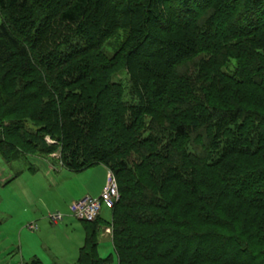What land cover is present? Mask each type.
<instances>
[{
  "label": "trees",
  "instance_id": "obj_1",
  "mask_svg": "<svg viewBox=\"0 0 264 264\" xmlns=\"http://www.w3.org/2000/svg\"><path fill=\"white\" fill-rule=\"evenodd\" d=\"M60 1L0 0L3 19L0 71L7 70L0 78V91L5 97L3 106L9 111L8 117L19 116L17 120H10L8 126L0 125L6 134L0 136V153L9 149L14 152L13 159H17L27 152L20 145L25 142L35 152L44 153V146L50 153L59 151L61 165L73 174L98 165L113 170L121 198L115 208L109 210L112 222L108 225L112 229L118 264H264V251L253 254L245 244H229L231 236L186 231L187 224L191 223L187 219L188 211L184 220L173 214L176 202L164 199L163 187L167 184L160 186L158 196L151 191L144 198H128L144 190L140 182L131 179L135 172L126 162L128 148L136 150L137 146L165 140L161 152H155L153 157L169 160L173 153L172 138H195L211 131V136L217 140L221 133L225 134L224 126L229 125L231 133L237 134L232 125L238 124L242 129L247 117H255L240 104L220 113L215 105L204 101V91L198 88H190L179 98H170L165 92L169 85L168 72L179 63V60L175 62L179 54L183 55L181 63L203 51L214 57L217 48H231V42L237 38L259 39L264 35V0H139L138 5H134V0H69L62 6ZM120 17L129 20L125 27L132 31L130 43L114 57L102 55L103 61H93L94 54L119 27ZM226 24L229 27L225 38L230 44L225 46V41H220V46L213 45L210 42L213 31L222 32ZM259 43L257 48L239 53L235 48L227 50L230 61L241 58L247 64L239 66L234 74L216 70L208 93L248 83L264 91V39ZM123 59L140 100L136 105L124 102L122 85L111 79L112 71ZM7 75L16 78L9 96L6 95ZM199 76L198 80L209 81ZM96 79H100L99 84H94ZM222 81L226 82L225 87L220 84ZM195 85L198 87L197 83ZM163 97L167 98L162 102ZM38 100L44 102L41 108L34 106ZM171 108L185 111L189 116L184 114L175 120L170 114L168 119L173 121L159 127L158 113L164 116ZM199 109L202 110L200 115ZM25 112L29 117H23ZM149 116L152 118L146 120ZM22 120L31 121V125H18ZM220 122H224L223 125ZM141 126L144 127L142 135L131 138ZM252 127L253 131L262 130V147L264 119L258 118ZM152 130L159 131L160 135L154 136ZM146 132H149L147 136ZM166 133L170 136L168 139ZM48 138L52 141H47ZM225 139L235 145L243 140L230 136ZM207 142L210 144L209 140ZM242 150L248 148H240L239 153H243ZM218 161L222 172L229 174L235 170L232 160L220 158ZM177 171L183 173L179 168ZM146 175L147 171L143 173ZM174 179L181 182L178 177ZM262 180L264 177L259 181ZM140 209L144 211H138ZM131 210L134 211L130 213ZM190 215L191 212L188 217ZM209 217V214L202 215L206 222H210ZM100 224L101 216L95 223L87 224L95 228L90 235L87 227L79 264L108 263L97 253ZM88 247H91L90 252Z\"/></svg>",
  "mask_w": 264,
  "mask_h": 264
},
{
  "label": "rangeland",
  "instance_id": "obj_2",
  "mask_svg": "<svg viewBox=\"0 0 264 264\" xmlns=\"http://www.w3.org/2000/svg\"><path fill=\"white\" fill-rule=\"evenodd\" d=\"M60 2L59 4L62 6L69 0ZM134 3V5H138L140 1L134 0ZM116 17H119V14ZM118 20L120 21L119 27L104 41L99 52L96 51L93 61L98 63L103 61L104 57H114L130 43L132 31L125 27L129 20L121 17ZM2 22L0 14V25ZM228 27L227 25L225 29H222V32L220 29L214 30L210 42L213 45H219L220 41H225V46L230 44L229 40L225 38ZM261 38L264 39V35H261L259 39L255 37L237 38L231 42V48L222 46L218 49L217 46L214 57H210L207 51H203L181 63L183 55L179 54L178 59L175 60V62L179 60V63H176L174 68L168 72L169 85L165 92L166 96L179 98L191 90L190 88L192 90L198 88L199 91H204L202 93L204 101L209 105H215L220 113L224 109L240 104L255 116L251 119L246 116L245 127L241 129L238 124L232 125L237 130V134H232L228 128L229 125H226L222 129L225 134L221 133L217 140L211 136V131L205 135L204 133L199 134L195 138L178 139L174 137L172 138L173 153L169 160L164 157H153L155 152H161L165 140H161L158 144L149 142L137 146L136 150L128 148L129 156L126 161L131 170L135 172V174L132 173L131 179L134 182H140L141 188L144 190H139L128 198H144L151 191L156 194L155 196H158L160 195L158 190L160 186L163 187V183L167 184L166 188L163 187L164 199L169 203L176 202L173 214L180 215L181 220H184L185 212L188 211L187 219L191 223L187 224L186 231H193L201 235L211 233L231 236L233 239L230 238L229 244L233 245L237 242L245 244L249 246V251L251 250L253 254L264 251V208L257 207V205L264 206V180H262L263 182L259 181L264 177V145L261 147L263 144L260 137L262 130L261 132L252 130L254 121H257L258 118L264 119V91L248 82L249 85L233 84L227 87L228 90L215 89L210 90L211 93H208V86L212 82L211 79L216 70H227L234 74L238 71L239 66L247 64V61L241 58L230 61L227 57V50L235 48L239 53L241 50L257 48L260 46L258 44H260ZM124 65L123 59L120 66L112 71L111 79L122 85L124 102L136 105L140 100L134 92L131 76ZM6 73V69H1L0 78L2 74ZM183 73L185 77H183ZM199 75H203L209 81L198 80ZM7 77L9 80L6 95L9 96L14 90L13 85L16 78L10 75ZM190 79L196 81L198 87ZM93 82L99 84L100 79ZM224 83L226 82H220L223 86ZM153 85L154 83L151 84V86ZM3 96L0 91V125L8 126L10 120H17L19 116L8 117L9 111L7 112L3 106V98H5ZM165 99L163 97L162 102ZM154 102L156 101L154 100L153 104ZM43 103L38 100L35 101L34 106L41 108ZM172 109L167 110L168 112L164 116L158 113L161 117H159L161 122L159 127L162 126L161 124L166 126L173 121V119H168L170 114L175 120L178 119V116L183 117L184 114L189 116L185 111L181 112L177 108ZM197 113L198 115L202 114V110L199 109ZM26 116L29 117L27 112L23 117ZM150 117L152 118L149 116L146 120H150ZM30 122L22 120L17 124L22 126L25 124L29 127ZM223 123L220 122V125ZM143 129L142 126L138 127L131 138H139L144 132ZM0 131L1 137L6 135L3 128L0 127ZM152 132L154 136L160 135L159 131L152 130ZM148 134L149 132H146L145 136ZM165 135L166 139L170 137L167 136V133ZM227 136L228 138L230 136L231 139L237 137L243 140L235 145L231 141L230 143L226 141ZM46 140L52 141L50 138ZM208 140L210 144H208ZM38 144L43 147L41 142ZM20 145L27 152L21 153L17 159H13L14 152L9 149L0 153V264H79L81 250L85 247L87 238V227L90 230V235L95 227L88 226L87 223L74 218L71 215L70 207L74 202L80 200H75V197L83 192L89 193L92 198H98L101 195L98 193L106 176L102 171L104 167L95 166L81 174L73 175L61 165L59 151L50 153L44 146L45 152L41 153L30 149L25 142ZM244 147H247L248 150L244 152L242 150L243 153H239L240 148ZM146 153L149 155L144 156ZM220 158L232 160L235 170L229 174L222 172L217 165ZM177 168L183 173L177 171ZM145 171H147V175L143 176ZM111 172L115 175L113 170ZM175 177L180 178L181 182H177ZM116 179L118 182L117 177ZM240 189L241 191H239ZM125 211L123 210V216H126ZM133 211L131 210L130 213ZM138 211L143 212L144 209ZM190 212L195 217L193 220L191 215L188 217ZM57 214L63 218L55 224L50 217ZM205 214L210 215V222H206L202 218V215L205 216ZM212 221L213 223H211ZM111 222L112 213L104 209L96 237L97 253L100 259L108 260L106 264H118L112 244V229L111 233L106 232L107 228H111L108 225ZM185 229L184 232H186ZM87 250L90 252L91 247H88Z\"/></svg>",
  "mask_w": 264,
  "mask_h": 264
},
{
  "label": "built area",
  "instance_id": "obj_3",
  "mask_svg": "<svg viewBox=\"0 0 264 264\" xmlns=\"http://www.w3.org/2000/svg\"><path fill=\"white\" fill-rule=\"evenodd\" d=\"M120 191L117 179L113 172H109L107 183L101 195L98 198L87 196L70 207L71 215L81 222L92 224L101 216L104 209L113 210L120 201ZM60 214L52 215L51 221L57 224L62 220ZM33 229V227H31ZM106 232L111 233V228H107Z\"/></svg>",
  "mask_w": 264,
  "mask_h": 264
},
{
  "label": "crops",
  "instance_id": "obj_4",
  "mask_svg": "<svg viewBox=\"0 0 264 264\" xmlns=\"http://www.w3.org/2000/svg\"><path fill=\"white\" fill-rule=\"evenodd\" d=\"M98 166H102V167H104L103 168V172L106 174V176H105V174H104V176H105V178H104V181H103V183L101 184V188H100V191H99V195L102 193V191H103V189L105 188V186H106V183H107V177H108V172H109V169L107 168V167H105L104 165H98ZM91 169V168H90ZM87 170H89V169H87ZM86 170V171H87ZM83 172H85V171H83ZM83 172H81V173H83ZM81 173H76L77 175L78 174H81ZM73 174V173H72ZM74 175V174H73ZM87 196H90V194L89 193H86V192H83L82 194H79V196L78 197H75L76 199L75 200H78V199H83V198H85V197H87Z\"/></svg>",
  "mask_w": 264,
  "mask_h": 264
}]
</instances>
